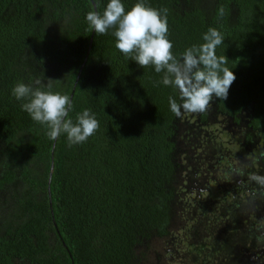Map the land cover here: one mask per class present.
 I'll return each instance as SVG.
<instances>
[{"label":"trees","instance_id":"16d2710c","mask_svg":"<svg viewBox=\"0 0 264 264\" xmlns=\"http://www.w3.org/2000/svg\"><path fill=\"white\" fill-rule=\"evenodd\" d=\"M93 1L101 13L108 2ZM121 2L127 11L137 0ZM145 3L161 15L167 10L177 58L202 44L210 27L223 35L216 54L227 57L236 79L227 99L214 97L210 109L245 123L239 144L261 162L251 177H264V0H214L210 12L195 0ZM93 10L90 0H0V264H131L134 249L165 236L176 214L179 117L169 97L178 94L154 66L141 68L120 53L112 30L94 32L87 52L92 30L85 17ZM86 55L69 118L75 123L89 110L99 128L69 146L65 134L49 139L47 126L32 120L21 107L26 99L12 90L23 83L69 96ZM194 117L210 118L207 111ZM248 167L237 173L248 176ZM253 180L241 183L242 192L263 203L264 217V184ZM263 240L255 234L247 248ZM249 253L241 264H257Z\"/></svg>","mask_w":264,"mask_h":264},{"label":"rangeland","instance_id":"374dc122","mask_svg":"<svg viewBox=\"0 0 264 264\" xmlns=\"http://www.w3.org/2000/svg\"><path fill=\"white\" fill-rule=\"evenodd\" d=\"M195 1L205 11L212 10L214 0ZM207 113L210 118L205 123L194 114L179 117L178 172L173 183L176 214L165 236L145 240L134 249L131 264H241V255L250 251L251 261L264 264V240L247 248L255 234L264 236V217L263 203H254L249 193L242 192L240 183L249 179L237 173L253 157L239 144L245 123H235L212 109ZM251 169L250 165L247 170L251 173ZM4 194L0 191L1 201Z\"/></svg>","mask_w":264,"mask_h":264},{"label":"clouds","instance_id":"9594fccd","mask_svg":"<svg viewBox=\"0 0 264 264\" xmlns=\"http://www.w3.org/2000/svg\"><path fill=\"white\" fill-rule=\"evenodd\" d=\"M148 6L145 0H137L127 11L121 0H108L103 12L89 11L86 21L96 34L112 30L115 48L130 57L139 67L154 66L156 73H163L162 83L175 89L177 98L169 97L170 110L176 117L183 113L200 114L208 111L213 98L226 100L236 77L229 69L227 57L217 56L216 49L224 42L223 35L209 28L203 35V43L193 45L177 58L173 44L168 39L167 10ZM39 83V82H37ZM13 96L27 102L21 105L32 120L47 126L49 139L66 135L69 146L86 142L99 128V122L84 110L74 123L69 118L72 101L68 95L52 91L34 90L17 83ZM264 184V177H252Z\"/></svg>","mask_w":264,"mask_h":264},{"label":"water","instance_id":"95a60500","mask_svg":"<svg viewBox=\"0 0 264 264\" xmlns=\"http://www.w3.org/2000/svg\"><path fill=\"white\" fill-rule=\"evenodd\" d=\"M90 1H91V3H92L93 6H94V10L96 11V7H95V3H94V1H93V0H90ZM93 36H94V31L92 30V31H91V35H90L89 47H88L87 52L90 50V46H91V43H92ZM87 56H88V55L85 56V58H84V60H83V62H82V64H81V66H80V69H79V71H78V74H77V76H76V80H75L74 83H73V86H72V89H71V92H70V95H69V97L71 98V101H72V98H73V95H74V92H75V88H76V86H77V82H78V80H79V78H80V75H81V72H82V68H83V66H84V64H85V62H86ZM53 150H54V145H52V150H51V152H52V154H51V167H50V171H49V180H48V183L50 182V178H51V174H52V170H53V166H54V164H53ZM48 193H49V198H50V209H51V213H52V205H51L50 187H49V186H48ZM52 216H53V213H52ZM52 219H53L54 227H55L57 233H59V230H58V228H57V224H56L54 218H52ZM61 241H62V243H63V245H64V242H63L62 238H61Z\"/></svg>","mask_w":264,"mask_h":264},{"label":"flooded vegetation","instance_id":"af4514ba","mask_svg":"<svg viewBox=\"0 0 264 264\" xmlns=\"http://www.w3.org/2000/svg\"><path fill=\"white\" fill-rule=\"evenodd\" d=\"M252 159V157L250 158V164H248L247 163V166H255V164H257V165H260L261 164V162H259V160H251ZM254 169V168H253ZM252 170V169H251ZM247 171V173L249 174L248 176H247V178L249 179L248 181H247V183H245V184H247V186L249 185V186H251V183H249V181H250V179H252V177H251V173L248 171V170H246ZM245 176V175H244ZM233 181V180H232ZM253 181H255V180H253ZM234 182H236V180L234 181ZM242 183V182H241ZM240 183V184H241ZM237 184V183H236ZM243 184H244V182H243ZM244 187H246V186H244ZM227 192V191H226ZM235 201H236V199H234ZM234 203V202H233ZM236 204H238V201L236 202Z\"/></svg>","mask_w":264,"mask_h":264}]
</instances>
